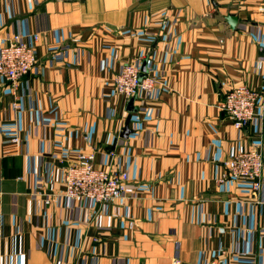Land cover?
<instances>
[{"label":"crops","instance_id":"crops-1","mask_svg":"<svg viewBox=\"0 0 264 264\" xmlns=\"http://www.w3.org/2000/svg\"><path fill=\"white\" fill-rule=\"evenodd\" d=\"M17 34L37 63L21 110L0 77V264H264V170L260 192L219 181L264 153V113L237 129L220 108L264 86V0H0V48ZM126 64L151 94L117 93ZM81 150L128 173L122 199L64 195Z\"/></svg>","mask_w":264,"mask_h":264},{"label":"built area","instance_id":"built-area-1","mask_svg":"<svg viewBox=\"0 0 264 264\" xmlns=\"http://www.w3.org/2000/svg\"><path fill=\"white\" fill-rule=\"evenodd\" d=\"M39 35L34 36L38 41ZM37 63L33 46L22 35H14L0 48V77L11 85L16 100L13 106L22 109L18 87ZM117 93L126 99H136L141 93L151 94L156 85L154 77L145 75L136 64H126L114 79ZM220 108L233 121L237 129H243L264 113V86L255 90L247 85L230 89ZM13 142H18L17 138ZM225 173L220 182L247 180L254 192L263 187L264 153L260 149L241 151L223 163ZM129 175L126 171L100 168L96 165V151L81 150L64 169V195L70 199H89L97 204L122 199L127 191ZM50 200H47L49 203ZM209 264H226L214 260Z\"/></svg>","mask_w":264,"mask_h":264},{"label":"water","instance_id":"water-1","mask_svg":"<svg viewBox=\"0 0 264 264\" xmlns=\"http://www.w3.org/2000/svg\"><path fill=\"white\" fill-rule=\"evenodd\" d=\"M236 20H237L236 17H232L229 21H230V23L233 25V24H235ZM131 103H133V100L131 101ZM129 122H130V117H129V119L127 120L126 127L124 128V131H123V133H122V137H125V138H126V137L128 136V134H129V132H130V129H129Z\"/></svg>","mask_w":264,"mask_h":264}]
</instances>
